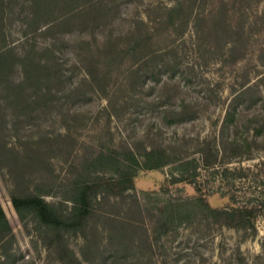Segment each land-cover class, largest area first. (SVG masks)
Wrapping results in <instances>:
<instances>
[{
  "label": "rangeland",
  "instance_id": "obj_1",
  "mask_svg": "<svg viewBox=\"0 0 264 264\" xmlns=\"http://www.w3.org/2000/svg\"><path fill=\"white\" fill-rule=\"evenodd\" d=\"M4 51L0 264H264V0H0ZM234 136L250 145L226 153ZM207 142L223 153L209 168ZM154 147L171 161L137 170L136 199L108 190L84 227L13 203L36 195L67 212L86 158L112 154L90 167L116 180L137 165L131 150L143 161ZM195 158L201 190L184 163ZM201 194L252 224L194 206L163 231L168 200Z\"/></svg>",
  "mask_w": 264,
  "mask_h": 264
},
{
  "label": "trees",
  "instance_id": "obj_2",
  "mask_svg": "<svg viewBox=\"0 0 264 264\" xmlns=\"http://www.w3.org/2000/svg\"><path fill=\"white\" fill-rule=\"evenodd\" d=\"M11 65L10 57L7 52L0 53V71L1 73H5L7 68ZM236 107L228 108L226 111L225 121H229L232 119V116L236 114ZM226 147L225 152L228 151L234 152L242 150L244 147H248L250 143L247 138L234 136L233 138L225 141ZM208 147L202 151V159L206 168H209L214 159L217 160L221 154L220 148L215 145V148L212 147L211 142H207ZM225 146V145H224ZM133 155V158L136 162V166L125 164V168L120 170V177L116 180H106L104 177L100 175H94L96 169L90 167L91 165H98L103 162H109L111 159L116 160L112 154L100 152L95 156L88 157L84 160L81 169L78 171L77 175L71 180L69 194L67 199L72 202L71 208L64 212L60 206L53 204L47 201L44 197L41 196H13V203L19 212V214L23 217L25 208H31V210L35 211L46 224L54 225L55 228L62 230L64 225L68 224V226H86L89 220V217L92 214H95L96 204L101 202V200L107 197L106 193L108 190L112 188H117L116 195H123L127 190L129 194L133 195L136 199L138 193L134 184V176L136 172L140 168H158L162 165L167 164L171 161V157L168 155V152L163 148H152L146 149L143 153L144 160L139 161L136 157V154L131 150L130 152ZM226 154H224L225 156ZM226 157L223 158V162ZM195 161V165L193 166L194 182L198 185V190H201L199 186V181H197V167L199 161L193 159L192 161H186L184 163H190ZM184 166V169H181L182 172L188 170V167ZM229 167H225L223 169L224 175H227L229 171ZM196 208L199 206V210L203 211L206 215H216L218 217L226 216L231 217L232 219L238 218L239 221H242L247 224H252L251 222V211H248L242 207L228 209V208H216L212 207L206 197L204 195H198L194 198L189 199H177V200H168L164 207L161 209L163 214H161L160 225L163 231L168 228H175L182 225L183 223H187L192 219V208ZM178 225V226H177ZM4 226L9 229V221L7 215L0 205V227ZM78 228V227H76Z\"/></svg>",
  "mask_w": 264,
  "mask_h": 264
}]
</instances>
